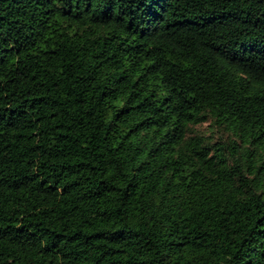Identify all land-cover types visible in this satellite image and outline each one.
Returning a JSON list of instances; mask_svg holds the SVG:
<instances>
[{"label": "trees", "instance_id": "trees-1", "mask_svg": "<svg viewBox=\"0 0 264 264\" xmlns=\"http://www.w3.org/2000/svg\"><path fill=\"white\" fill-rule=\"evenodd\" d=\"M0 264H264V0H0Z\"/></svg>", "mask_w": 264, "mask_h": 264}]
</instances>
